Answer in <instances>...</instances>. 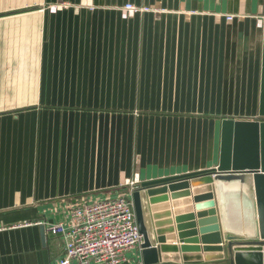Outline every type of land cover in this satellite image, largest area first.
Segmentation results:
<instances>
[{
  "label": "crops",
  "instance_id": "crops-1",
  "mask_svg": "<svg viewBox=\"0 0 264 264\" xmlns=\"http://www.w3.org/2000/svg\"><path fill=\"white\" fill-rule=\"evenodd\" d=\"M263 19L264 0H0V264H55L46 227L134 175L215 169L222 121L258 114ZM184 183L153 198L163 256H216L194 242L208 185ZM213 192L223 235L254 239L251 185Z\"/></svg>",
  "mask_w": 264,
  "mask_h": 264
},
{
  "label": "water",
  "instance_id": "water-1",
  "mask_svg": "<svg viewBox=\"0 0 264 264\" xmlns=\"http://www.w3.org/2000/svg\"><path fill=\"white\" fill-rule=\"evenodd\" d=\"M262 65L259 95L258 114L253 119H231L222 121L220 158L217 169L190 174L185 176L155 180L139 183L134 192L127 198L132 203V208L142 235L140 245V260L142 264H165L172 261L176 264H264V19L262 20ZM213 175H215L213 177ZM187 180L196 184L208 185L204 199L208 200L207 211L197 214L200 238L194 240L201 244L205 252L217 250L216 256L190 257L192 247L187 246L192 242L182 240L183 245L176 250L180 255L175 258L163 256L170 249L164 246L166 240L160 236L158 226L164 216H154L156 210L152 204L166 201L167 197L153 200L154 197L163 196L168 192L172 199L180 189H185ZM215 182H240L248 183L254 191L258 234L252 240H240L236 236L225 237L219 226L213 183ZM182 185V186H179ZM196 200V198H195ZM206 217L208 220H204ZM180 228H178L179 230ZM213 236H208V235ZM185 243V244H184ZM218 245V246H206ZM177 253V254H179ZM165 262V263H164Z\"/></svg>",
  "mask_w": 264,
  "mask_h": 264
},
{
  "label": "built area",
  "instance_id": "built-area-1",
  "mask_svg": "<svg viewBox=\"0 0 264 264\" xmlns=\"http://www.w3.org/2000/svg\"><path fill=\"white\" fill-rule=\"evenodd\" d=\"M124 9L130 13L137 10L131 4L125 5ZM227 20L232 17L228 16ZM139 183L138 175H134L124 182V194L66 206L63 210L66 221L46 227L47 232L61 236L64 243L63 258L55 264H142L140 245L143 239L132 203L127 199ZM133 251L136 261L126 257Z\"/></svg>",
  "mask_w": 264,
  "mask_h": 264
},
{
  "label": "rangeland",
  "instance_id": "rangeland-1",
  "mask_svg": "<svg viewBox=\"0 0 264 264\" xmlns=\"http://www.w3.org/2000/svg\"><path fill=\"white\" fill-rule=\"evenodd\" d=\"M122 194H124V192H122ZM241 230H243L242 228H240ZM245 229V228H244ZM135 251H133L132 253H128L127 255H126V257H127V259L128 260H135L136 261V256H135ZM135 257V258H134ZM133 262H130V264H132Z\"/></svg>",
  "mask_w": 264,
  "mask_h": 264
}]
</instances>
